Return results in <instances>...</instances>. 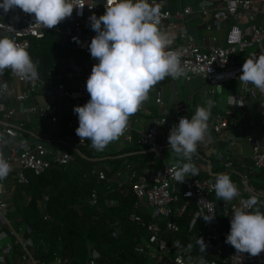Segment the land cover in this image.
Listing matches in <instances>:
<instances>
[{"label":"built area","instance_id":"obj_1","mask_svg":"<svg viewBox=\"0 0 264 264\" xmlns=\"http://www.w3.org/2000/svg\"><path fill=\"white\" fill-rule=\"evenodd\" d=\"M191 1L193 3H187V0H155V3L161 4L160 27L163 31L172 32L175 35L171 49L182 53L181 62L186 70V75L180 78L186 80L202 78L207 82V91L215 93L223 84L239 79L247 58L253 54L258 56L264 53V23L258 22L259 17L264 16V0ZM148 2L152 4L153 0ZM79 3L84 5L82 9L75 8L71 17L51 29L34 25V14L25 13L21 9L5 13L3 9H0V24L6 25L0 27V37L13 38L30 54L34 41L45 38L50 31H59L64 34V41L70 45L73 53L80 51L92 57L89 45L97 33L90 32V17L93 14L96 16L99 13L105 14L106 0H79ZM195 16L200 18V25L204 26L208 32L221 30L225 23H228L229 29L225 35L224 44L217 43L216 35L211 36L212 44L200 43L189 27V22ZM7 25H11L15 31L6 30ZM241 54L246 57L236 62ZM72 61L69 65L73 66L75 74L70 73L69 76L75 78V82L65 83L62 73L64 67L58 66L47 77L39 71V63L33 61L37 67L38 78L24 80L12 74L16 83L10 88L7 87L2 97L9 99L12 96L26 107L29 114L56 122L58 117L51 114V107L37 102L36 93L43 86L51 90L53 100L70 99L77 106H83L90 100L86 84L93 67L83 61L76 66ZM255 89L262 100L264 109V92L256 87ZM5 102H0V156L7 158L12 171L5 180L0 181V264H69V259L60 255H55L52 260L38 258V242L33 238L31 227L26 225L17 228L15 225L12 215L16 212L17 205L8 200V189L12 183L27 184L28 172L40 175L54 166L69 165L78 155L84 156L82 148H93L88 139L81 141L76 132L67 139L31 132L35 139L30 145L27 139H24L25 132L28 133L24 124L18 123L15 119L16 109L9 107ZM155 103L161 107L164 105L161 90L157 92ZM149 104L148 99L142 104L140 110L132 115L131 120L129 119L124 134L118 140L108 144L118 142L132 144L135 140L134 131H138L137 143L154 154L153 163L142 171H138L135 165L126 161L125 167L117 172L118 182L130 186L136 198L137 208L142 209V212L131 215V219L141 223L148 232V239H145L141 246L147 261L142 264H189V256L193 258V261L202 256L207 264H264V252L257 256L237 253L235 248L225 242V230H223L214 198L215 192L212 185L215 181L213 179H201L189 174L181 184L171 177L168 167L172 163L163 155L168 141L161 142L159 137L164 135L163 128L171 130L173 125H178L179 120L186 115L174 117L158 115L153 117L146 128L135 127L141 120L139 117L148 112ZM161 112L167 113L166 110ZM232 121L228 113H218L212 121H208V133L210 131L220 133L229 127ZM69 126L73 129L74 123L70 122ZM163 138L165 139V136ZM54 142L71 147L75 154L58 150ZM46 143L53 149L48 148ZM202 144L206 146L208 138L205 137ZM3 147L7 148V153L1 151ZM252 149L251 158L254 168L264 171V146L256 143ZM201 161L200 154L193 156L192 162L196 166ZM225 166L231 168L233 162L230 161ZM109 167L108 170L102 163L94 167L93 173L98 180H108L110 164ZM247 181H249L248 176L245 175L244 186L234 183L239 190V195L228 203L223 201L222 214L225 217L231 219L233 209L243 206V201L248 200L252 195L257 196L259 201L257 206L264 211V191L250 190L246 186ZM96 201L97 192L94 190L90 202L95 205ZM186 213L188 214L185 215ZM144 214L150 217L144 219L142 216ZM204 215H214V219L210 222L205 221L202 219ZM183 217L187 220L186 229L181 223ZM199 225L200 230L197 232ZM199 237H203L207 245L204 252H201L200 246L196 244ZM174 241H179V249L174 247ZM190 243L193 247L188 251L187 246ZM100 257V251L90 249L85 264H103L100 262Z\"/></svg>","mask_w":264,"mask_h":264},{"label":"clouds","instance_id":"obj_2","mask_svg":"<svg viewBox=\"0 0 264 264\" xmlns=\"http://www.w3.org/2000/svg\"><path fill=\"white\" fill-rule=\"evenodd\" d=\"M83 7L79 0H3L0 3V9L5 13L21 9L34 14V25L47 29L71 17L75 8ZM105 7V14L90 17L91 28L97 35L92 38L89 51L98 60L87 79L90 100L74 108L79 119L76 135L81 141L90 140L91 147L97 151L124 134L130 116L140 110L158 82L169 76L178 79L186 75L182 53L171 49L174 36L160 27L161 4L155 0L152 4L148 0H106ZM5 26L0 24V27ZM6 30L15 31L11 25H7ZM6 69L24 80L38 78L36 64L29 52L9 36L0 37V76ZM241 71L239 82L250 83L264 92V53L247 58ZM7 87L6 82L0 83V95ZM205 104L206 107L196 108L191 119L182 117L170 130V156L176 159L168 171L181 184L189 174L192 177L199 175V169L192 162L193 156L208 133L214 101L207 100ZM11 171L7 158L0 156V181ZM212 187L216 198L226 203L239 195L237 186L226 173L218 174ZM258 204L257 196L252 195L243 201V206L233 209L230 233L225 242L237 253L257 256L264 252V211ZM202 219L210 222L214 215H204ZM196 244L201 252L205 251L207 245L203 237H199ZM173 245L180 248L179 241H174ZM192 247L190 243L187 250ZM188 259L189 264H207L202 256L195 261L191 256Z\"/></svg>","mask_w":264,"mask_h":264},{"label":"trees","instance_id":"obj_3","mask_svg":"<svg viewBox=\"0 0 264 264\" xmlns=\"http://www.w3.org/2000/svg\"><path fill=\"white\" fill-rule=\"evenodd\" d=\"M64 39L63 33L50 31L45 38L32 44L30 56L39 63L43 75L48 76L58 60L70 54L71 47ZM133 143L124 151L98 159L108 160L111 165L108 180H98L93 173L94 164L88 163L93 159L100 163L96 151L82 148L84 156L78 155L71 164L54 166L40 175L28 172L29 182L16 184L20 196L12 216L17 228L31 227L33 238L38 242V258L52 260L55 255H60L68 258L69 264H85L90 249H96L101 253L103 264L146 263L147 257L141 246L148 239L147 229L131 219L133 213L142 212V209L137 208L130 186L118 182L117 172L128 160H136L141 170L144 162H153L154 154L139 152L142 147L136 136ZM94 190L97 192L95 205L90 202ZM214 198L226 240L231 219L222 214L223 201ZM142 216L144 219L150 217L148 214ZM181 223L186 229V218L183 217Z\"/></svg>","mask_w":264,"mask_h":264},{"label":"crops","instance_id":"obj_4","mask_svg":"<svg viewBox=\"0 0 264 264\" xmlns=\"http://www.w3.org/2000/svg\"><path fill=\"white\" fill-rule=\"evenodd\" d=\"M258 22L264 23V16L259 17ZM189 27L191 32L197 37L200 43L210 45L213 43L211 36L216 35L218 37L219 44H224V38L229 29L228 23H225L223 29L208 32L204 26L200 25V18L195 16L190 22ZM170 35L175 36L172 32ZM72 62L78 66L85 64L93 67L98 63V60L93 57L87 56L84 53L78 51L70 54L58 60L54 69L58 66L63 68V79L65 83L71 84L75 82V78H70V73H74L73 66L69 65ZM53 69V71H54ZM51 73V72H50ZM50 75V74H49ZM193 78L191 80H184V83H178L177 79H173L170 76L166 79L158 82L149 93L150 104L149 110L145 115L139 117L141 120L136 124V128L144 129L152 121L154 116L165 115L174 117L178 115H186L189 119L194 115L198 106H205V101H214V106L211 109V117L209 121H212L214 116L218 113L229 114L233 121L229 127L225 128L222 132L210 131L206 134L208 138V144L203 146L199 143L197 146V153L201 155V162L197 165L199 169V175L195 176L201 179L211 178L215 181V178L220 173H226L230 175L231 180L244 186V176H248L246 186L252 191H264V171L258 170L253 166V160L251 158L253 145L258 143L264 146V109L261 98L256 92L255 86L252 84H243L239 82V79L233 80L230 83L223 84L215 93H209L207 91L206 83H196ZM1 83L6 82L8 87H12L16 83L12 73L6 69L3 76H0ZM201 80V79H199ZM195 82V83H194ZM180 84V85H179ZM161 90L164 97V105L161 107L155 103L157 92ZM51 90L41 88L37 93V102L41 105H49L51 107V114L58 117L56 122H53L49 118H41L39 116H33L28 113L25 106H22L12 96L9 99L0 95V102H5L9 107L16 109L17 113L15 119L18 123H23L24 127L28 131L25 132L24 139H27L31 145L34 142V134L43 133L51 135L54 138L67 139L76 129L79 127L78 115L74 112V108L77 106L75 102L70 99H58L53 100L51 98ZM8 102V103H7ZM27 104V103H26ZM161 110H166L167 113L163 114ZM133 116H130V120ZM73 122L74 127L69 126V123ZM163 137H159V141L167 142L170 135V130L163 128ZM32 132V133H31ZM138 131H134V137L138 138ZM134 144V143H133ZM54 145L58 150L69 151L75 154V151L71 150L68 146L58 144L54 142ZM131 144L126 146L129 147ZM124 151V150H121ZM151 152L149 149L140 148L139 152ZM166 153V154H165ZM122 153L121 155H126ZM128 154H130L128 152ZM164 157L173 163L176 159L174 156H170L169 143L164 148ZM109 157V156H108ZM141 160L142 156L139 157ZM88 160L90 166L94 164L99 166L102 163L109 162L100 161L99 158ZM136 166L138 171H142L146 166L151 165V162H144L142 169L139 170L136 160H128ZM154 161V160H153ZM232 161L233 166L227 168L226 163ZM210 167V168H209ZM16 184V183H15ZM16 186V185H15ZM198 232V231H197Z\"/></svg>","mask_w":264,"mask_h":264},{"label":"rangeland","instance_id":"obj_5","mask_svg":"<svg viewBox=\"0 0 264 264\" xmlns=\"http://www.w3.org/2000/svg\"><path fill=\"white\" fill-rule=\"evenodd\" d=\"M187 3H193V1L191 0H187ZM90 32L94 33L95 31L92 30V28H90ZM246 57V55L244 54H241L239 55V57L236 59V62H240L241 60H243L244 58ZM50 74V73H49ZM50 75H48L47 77H49ZM198 79L195 80L196 83H207L204 79L202 78H199L197 77ZM182 78H178L177 79V82L178 83H184V80H181ZM201 79V80H199ZM195 83V82H194ZM180 85V84H179ZM126 144L125 143H121V142H118L116 144L112 143L110 145H107L103 151H97L96 149H94L96 151V153L98 154V156L100 157H97V158H105L107 156H109L110 154L112 153H118L119 151L121 150H124L126 148ZM166 154V153H165ZM11 184V183H10ZM16 184L15 183H12L10 185V189L8 194H7V198L10 202H13V203H16L17 201H19V191L17 189V187L15 186Z\"/></svg>","mask_w":264,"mask_h":264},{"label":"water","instance_id":"obj_6","mask_svg":"<svg viewBox=\"0 0 264 264\" xmlns=\"http://www.w3.org/2000/svg\"><path fill=\"white\" fill-rule=\"evenodd\" d=\"M101 15H103L102 13H99L98 15H97V17H99V16H101ZM43 88H45V86H43ZM46 146L48 147V148H50V149H53V147L50 145V144H48V143H46ZM1 151L3 152V153H7V148L6 147H3L2 149H1ZM104 164V166H105V168H107L108 170L110 169V167H109V162H105V163H103Z\"/></svg>","mask_w":264,"mask_h":264}]
</instances>
